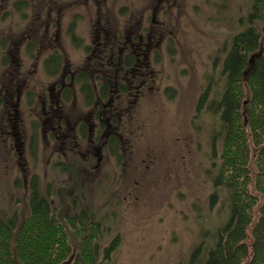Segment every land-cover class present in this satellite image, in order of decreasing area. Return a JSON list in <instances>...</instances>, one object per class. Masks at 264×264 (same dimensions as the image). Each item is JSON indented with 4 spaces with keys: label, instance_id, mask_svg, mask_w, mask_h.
Masks as SVG:
<instances>
[{
    "label": "rangeland",
    "instance_id": "rangeland-1",
    "mask_svg": "<svg viewBox=\"0 0 264 264\" xmlns=\"http://www.w3.org/2000/svg\"><path fill=\"white\" fill-rule=\"evenodd\" d=\"M21 1L0 0V221L25 214L35 175L45 193L67 183L75 165L79 186H60L55 200L73 189L105 217L107 240L121 239L111 264H203L202 253L190 262L192 250L210 244L227 219L223 201L210 204L222 144L210 106L234 35L264 0H28L25 19L14 10ZM136 32L152 42L149 71L139 67L146 85L123 101L118 161L105 144L82 140L78 125L91 107L68 77L94 62L103 35L113 44ZM53 51L61 65L48 73L44 61ZM62 84L74 90L69 102ZM52 100L59 107L49 113L66 120L57 138L45 113Z\"/></svg>",
    "mask_w": 264,
    "mask_h": 264
},
{
    "label": "trees",
    "instance_id": "trees-1",
    "mask_svg": "<svg viewBox=\"0 0 264 264\" xmlns=\"http://www.w3.org/2000/svg\"><path fill=\"white\" fill-rule=\"evenodd\" d=\"M21 2L22 5L13 4L14 10L25 19L29 1ZM263 5L254 3L248 27L234 35L223 62L224 84L215 90L210 106L220 121L218 135L222 143L210 204L223 201L227 219L214 227L210 244L192 250L190 262L202 253L203 264H264ZM106 38L101 37V53L87 70L77 71L76 77L69 76L67 81L78 84L85 94V105L91 107L78 125L81 138L90 141L93 133L98 144L103 135L108 152L121 161L119 127L126 111L123 101L128 96L137 97V87L146 85L142 79L148 73L136 74L139 67L149 71L144 58L152 42L142 39L140 32L122 40L113 39V44H108ZM3 41L5 49L6 39ZM32 47L33 42L28 41L27 51L31 54ZM92 54L89 51V56ZM61 58L53 51L45 59L48 73L60 67ZM8 60L9 56L4 57L2 64L7 65ZM130 84L136 89L130 91ZM70 87L64 89L68 102L74 97ZM206 89L198 110L211 93L209 87ZM213 143L215 154L219 144L214 138ZM69 170L67 183L50 184L52 187L49 185L45 193L38 187L35 175L29 183L25 214L19 217L15 211L0 221V264H111L121 239L117 235L107 240L105 217L96 213L84 198L74 197L73 189L67 191L62 201L55 200L59 198L60 186H79L78 168L74 165Z\"/></svg>",
    "mask_w": 264,
    "mask_h": 264
},
{
    "label": "flooded vegetation",
    "instance_id": "flooded-vegetation-1",
    "mask_svg": "<svg viewBox=\"0 0 264 264\" xmlns=\"http://www.w3.org/2000/svg\"><path fill=\"white\" fill-rule=\"evenodd\" d=\"M149 52H150V50H149ZM68 86L67 85H65V84H62L61 85V88H62V95L64 96V98H65V95H64V89L65 88H67ZM59 101L60 102H62L61 104H63V99H62V97H60L59 96ZM59 101L58 100H52V101H50L51 102V108L49 109V110H47V107H45V113H49V111H51L52 110V108L54 109V103L56 104V106H58V103H59ZM59 107V106H58ZM44 113V115H46ZM50 114V113H49ZM44 115H42V116H44ZM49 120L50 121H54V124L56 123V125L55 126H53V130H51L50 131V135L52 136V137H56L57 138V135H56V133H55V131H60L61 132V129L63 128V126L66 124V120H61V118H60V120L59 119H57L58 121L56 122V117H54V116H52L51 114L49 115ZM84 118H82V120H83ZM80 123V122H79ZM55 130V131H54ZM93 132V131H92ZM81 136V135H80ZM92 137H93V133H92ZM101 137V140L98 142V143H102V144H105V142H104V136L103 135H101L100 136ZM83 140V139H82ZM88 141H89V139H88ZM102 141V142H101ZM90 142V141H89ZM76 144L77 143H79V140H76V142H75ZM90 143H95V140L93 139V140H91V142Z\"/></svg>",
    "mask_w": 264,
    "mask_h": 264
}]
</instances>
